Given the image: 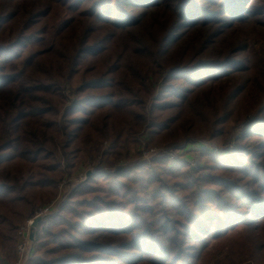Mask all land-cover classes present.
Listing matches in <instances>:
<instances>
[{
  "label": "trees",
  "instance_id": "1",
  "mask_svg": "<svg viewBox=\"0 0 264 264\" xmlns=\"http://www.w3.org/2000/svg\"><path fill=\"white\" fill-rule=\"evenodd\" d=\"M251 117L195 169H96L37 223L30 264H264V0H0V264L107 143L221 142Z\"/></svg>",
  "mask_w": 264,
  "mask_h": 264
},
{
  "label": "rangeland",
  "instance_id": "2",
  "mask_svg": "<svg viewBox=\"0 0 264 264\" xmlns=\"http://www.w3.org/2000/svg\"><path fill=\"white\" fill-rule=\"evenodd\" d=\"M251 119L253 118L251 117L244 123L234 126L224 138V140L221 142H217L213 139H196L193 136H188L185 140H181V142L179 141V143L173 144V146H148L147 140L141 138L137 144L134 143L126 147V149H124L120 155H117L116 153L119 148L115 147L113 149H108L109 144L107 143L106 146L103 148V151H108V154L106 156H104L103 154L98 155L96 157L89 156L83 164L82 170L79 169L78 171H75L72 175H64L58 184V194L56 198L52 200V202L42 207H46L53 204L54 211L59 201H61L63 198H66L72 192H76L89 177L87 173L89 171H92L93 173L96 169L105 172H113L121 165H132L139 162H145L147 166H151L153 159L159 160V164L163 167L167 165V161H162L163 157L170 155L177 156L178 159L185 158L189 161L190 168L195 169L202 161L205 163L204 160L207 159H200L202 158L200 150L206 149L209 153L214 155L221 154V152H232L235 148L236 136H241L243 134L248 122ZM186 143H188L189 145L188 149L185 151L181 150L180 148ZM170 157L169 159H172ZM205 173H208V170H205L203 174ZM37 210L38 209H36V211ZM31 218L32 217H27L22 222L21 226H23ZM239 232L240 230L237 233ZM242 234L240 233L239 236H241ZM15 236L18 238V231ZM225 247L226 246L223 245L222 241L214 242L210 246L209 252L211 254H219V257L223 258L224 255L227 253V249ZM10 252V256L16 261L18 257V251L17 240L15 239L13 241L12 249L10 250Z\"/></svg>",
  "mask_w": 264,
  "mask_h": 264
},
{
  "label": "built area",
  "instance_id": "3",
  "mask_svg": "<svg viewBox=\"0 0 264 264\" xmlns=\"http://www.w3.org/2000/svg\"><path fill=\"white\" fill-rule=\"evenodd\" d=\"M54 209L53 204L39 208L34 216L28 220L23 226L18 230L17 238V251L18 257L14 264H30V258L34 252V239H35V229L32 228V224L35 218L39 216H46L52 213ZM34 231V239L31 238V232Z\"/></svg>",
  "mask_w": 264,
  "mask_h": 264
},
{
  "label": "water",
  "instance_id": "4",
  "mask_svg": "<svg viewBox=\"0 0 264 264\" xmlns=\"http://www.w3.org/2000/svg\"><path fill=\"white\" fill-rule=\"evenodd\" d=\"M92 174V171H89L87 173L88 176H90ZM43 218V216H39L37 218L34 219L33 224H32V228L35 229L37 226V223ZM31 238L34 239V231L31 232Z\"/></svg>",
  "mask_w": 264,
  "mask_h": 264
}]
</instances>
